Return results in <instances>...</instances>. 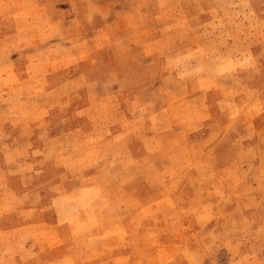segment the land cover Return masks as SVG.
<instances>
[{"label":"rangeland","instance_id":"obj_1","mask_svg":"<svg viewBox=\"0 0 264 264\" xmlns=\"http://www.w3.org/2000/svg\"><path fill=\"white\" fill-rule=\"evenodd\" d=\"M0 264H264V0H0Z\"/></svg>","mask_w":264,"mask_h":264}]
</instances>
